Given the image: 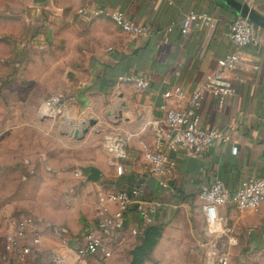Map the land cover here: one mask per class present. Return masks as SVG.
<instances>
[{"label":"crops","instance_id":"1","mask_svg":"<svg viewBox=\"0 0 264 264\" xmlns=\"http://www.w3.org/2000/svg\"><path fill=\"white\" fill-rule=\"evenodd\" d=\"M232 1L244 4L247 0ZM28 3L31 13L44 11L54 27L56 24L66 32L79 29L77 48L86 52L81 71L87 73L103 97L113 96L122 87L132 89L129 84L118 83L119 76L148 77L151 84L145 90H138L135 98L125 96L132 108L126 110V133L120 137L128 141L127 157L116 161L124 172L117 175L112 158L97 160L100 180L87 188L99 194L100 201L88 219L76 225L64 224L58 229L61 233L32 222L20 244L31 249L26 262L19 256L20 251L7 242L8 235L15 231L14 224L13 230L5 231L8 257L13 260L3 264H52L54 259L62 264H121L123 259L114 248L124 234L132 235L129 230L137 225L134 215H130L121 236L107 243L110 258L98 254L80 259L76 248L83 245V234L97 220L106 197L145 179L152 198L163 203L154 224L163 231L143 264H204L209 237L203 206L197 198L200 187L219 181L234 192L251 178H264V27L254 24L260 43L243 47L240 68L225 74L235 89L234 94L223 104L207 96L202 105V127L228 134L230 140L216 142L206 153L193 159L181 149L169 150L163 144L157 147V132L165 130L166 111L188 106L187 100L178 104L173 99L165 100L163 94L173 86L191 94L208 75L220 70L218 61L235 48L229 31L231 23L240 16L234 9L222 0H28ZM84 7L120 11L125 20L148 27L150 33H125L106 16L87 22L78 13ZM250 7L264 17V0H251ZM191 11L206 13L213 21L207 27L192 26L188 34H182L181 24ZM73 47L70 44V49ZM44 110L45 106L42 116L48 115L50 111ZM234 146L236 155L232 152ZM146 149L164 153L175 162L169 180L174 194L166 193L156 180L147 178ZM109 208L115 210L112 204ZM218 212L238 238L235 250L254 253L264 249V204L255 211H239L228 204Z\"/></svg>","mask_w":264,"mask_h":264},{"label":"rangeland","instance_id":"2","mask_svg":"<svg viewBox=\"0 0 264 264\" xmlns=\"http://www.w3.org/2000/svg\"><path fill=\"white\" fill-rule=\"evenodd\" d=\"M79 40L78 28L54 27L44 11L31 13L28 0H0V264L13 260L5 231L19 220L58 230L88 219L100 196L87 188L98 181H88L86 172L112 158L107 144L126 133L132 108L125 96L137 97L138 89L99 94L81 71L86 52L78 50ZM82 122L89 131L75 138ZM139 240L126 233L116 242L125 264ZM237 246L229 248L228 264H264V249Z\"/></svg>","mask_w":264,"mask_h":264},{"label":"built area","instance_id":"3","mask_svg":"<svg viewBox=\"0 0 264 264\" xmlns=\"http://www.w3.org/2000/svg\"><path fill=\"white\" fill-rule=\"evenodd\" d=\"M246 3L250 6L251 0ZM78 13L89 22L96 17H109L123 32L133 35H148L150 30L146 26L125 20L120 11H107L90 7L81 8ZM213 17L206 13L189 12L182 24V34H188L192 26H209ZM170 30V29H169ZM229 36L235 48L224 58L218 61L220 70L208 75L198 87L188 94L180 86H173L164 92L165 100L173 99L180 104L188 101L187 108L169 109L165 115V130L157 132V147L165 145L169 150L181 149L189 158H198L206 153L216 142L228 141L230 136L217 130H208L202 127L201 110L207 96L213 97L223 104L228 96L234 94L231 81L226 77V72H233L240 68L243 61L242 48L250 44H258L260 40L255 36L254 24L244 17L236 18L230 25ZM120 84L133 85L138 90L150 87L151 79L148 77L119 76ZM128 141L125 138H115L107 144L106 150L112 155L111 164L115 165L117 175L123 174V166L116 164L127 157ZM234 155L237 147H232ZM147 161V178L156 180L160 189L166 193L174 194L169 180L174 173L175 162L166 154L144 151ZM148 189L147 180H142L136 185L126 186L121 190L109 194L104 204L99 208L97 220L83 234V245L76 248L80 259L101 255L104 259L111 257L109 243L118 239L126 230L130 215H134L137 225L129 230L132 235L138 236L146 227L153 226L163 203L152 198ZM198 201L203 206L206 219V232L209 237L205 248L204 264H228L229 248L238 244V238L233 234L226 219L218 209L228 204L239 211H255L264 204V178H251L231 192L219 181L204 184L197 194ZM115 206L111 211L109 205ZM33 219H22L16 223L15 231L8 235V245L18 249L23 262L31 254V249L20 246L25 239L27 228ZM61 233L60 230H55ZM108 243V244H107ZM52 264H62L59 259H54ZM78 264H83L79 262Z\"/></svg>","mask_w":264,"mask_h":264},{"label":"water","instance_id":"4","mask_svg":"<svg viewBox=\"0 0 264 264\" xmlns=\"http://www.w3.org/2000/svg\"><path fill=\"white\" fill-rule=\"evenodd\" d=\"M225 4H228L235 12L244 18H248L253 24L260 25L264 27V17L257 14L256 11L251 8L247 3L244 4H236L232 0H222ZM96 120L91 119L89 121L90 126L96 125ZM83 128L81 130L76 129L74 131V137L79 138L80 134L85 135L89 131V127L85 122H82ZM86 177L88 181L97 182L100 180L101 171L96 168H91L88 172H86Z\"/></svg>","mask_w":264,"mask_h":264},{"label":"trees","instance_id":"5","mask_svg":"<svg viewBox=\"0 0 264 264\" xmlns=\"http://www.w3.org/2000/svg\"><path fill=\"white\" fill-rule=\"evenodd\" d=\"M162 227L153 225L146 227L139 235V244L132 250L130 264H143L149 257L162 236Z\"/></svg>","mask_w":264,"mask_h":264},{"label":"bare ground","instance_id":"6","mask_svg":"<svg viewBox=\"0 0 264 264\" xmlns=\"http://www.w3.org/2000/svg\"><path fill=\"white\" fill-rule=\"evenodd\" d=\"M53 106H54V101L51 100V101H49L48 103L45 104V109H46V110H44V111H45V112L50 111V110H48V109H52Z\"/></svg>","mask_w":264,"mask_h":264}]
</instances>
